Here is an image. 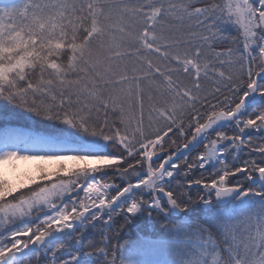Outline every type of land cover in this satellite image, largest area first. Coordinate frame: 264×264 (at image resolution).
I'll return each mask as SVG.
<instances>
[{
  "label": "snow or ice",
  "instance_id": "6c2138e0",
  "mask_svg": "<svg viewBox=\"0 0 264 264\" xmlns=\"http://www.w3.org/2000/svg\"><path fill=\"white\" fill-rule=\"evenodd\" d=\"M18 161L0 264H264V0H0Z\"/></svg>",
  "mask_w": 264,
  "mask_h": 264
},
{
  "label": "rangeland",
  "instance_id": "374dc122",
  "mask_svg": "<svg viewBox=\"0 0 264 264\" xmlns=\"http://www.w3.org/2000/svg\"><path fill=\"white\" fill-rule=\"evenodd\" d=\"M41 165L40 161H18L14 165H5L0 168V175H3L5 179H8L13 185L19 184L27 176H35L38 174L37 169ZM51 169L54 167L51 164L44 165ZM71 166V165H69ZM35 261H33V264Z\"/></svg>",
  "mask_w": 264,
  "mask_h": 264
},
{
  "label": "trees",
  "instance_id": "16d2710c",
  "mask_svg": "<svg viewBox=\"0 0 264 264\" xmlns=\"http://www.w3.org/2000/svg\"><path fill=\"white\" fill-rule=\"evenodd\" d=\"M230 32H231V30H229ZM231 34L233 35V36H235V33L234 32H231ZM35 264V263H34Z\"/></svg>",
  "mask_w": 264,
  "mask_h": 264
}]
</instances>
